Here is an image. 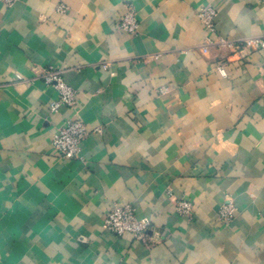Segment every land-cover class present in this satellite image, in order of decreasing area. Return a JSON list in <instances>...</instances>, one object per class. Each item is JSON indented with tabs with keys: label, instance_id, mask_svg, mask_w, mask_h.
I'll return each mask as SVG.
<instances>
[{
	"label": "crops",
	"instance_id": "1",
	"mask_svg": "<svg viewBox=\"0 0 264 264\" xmlns=\"http://www.w3.org/2000/svg\"><path fill=\"white\" fill-rule=\"evenodd\" d=\"M262 34L264 0H0V264H264V49L210 42ZM48 69L74 107L51 113ZM75 117L102 131L66 159L52 138ZM116 203L152 219L145 241L103 226Z\"/></svg>",
	"mask_w": 264,
	"mask_h": 264
},
{
	"label": "built area",
	"instance_id": "2",
	"mask_svg": "<svg viewBox=\"0 0 264 264\" xmlns=\"http://www.w3.org/2000/svg\"><path fill=\"white\" fill-rule=\"evenodd\" d=\"M7 5H13L16 0H1ZM60 11H65V7H59ZM197 16L210 35H217L216 18L218 9L213 4H205L197 9ZM120 27L130 33H135L139 28V22L136 18L135 8L132 4L127 5V11L120 23ZM218 39V40H217ZM216 40L211 36L210 42L226 44L231 54L239 55L240 58L246 57L251 51L264 49V34L252 36L239 42L229 41L222 37ZM207 43L203 51H208ZM107 68L108 64L105 63ZM218 71L226 76L228 74L225 64L218 66ZM44 81L48 85L55 87L59 93V98L50 103L51 113H56L61 107H74L76 105V91L64 81L61 72L54 69L44 70L41 73ZM102 127L97 126L89 129L86 123L80 118H69L61 125L52 138V147L59 155L66 159L80 157V151L84 139L92 132H101ZM176 211L193 219L194 205L186 199L178 200ZM219 214L221 220L228 224L235 217V205L232 200L225 201L220 207ZM152 225L150 217H138L136 208L130 203H116L109 211L103 221V226L116 235L130 234L139 241H145L148 229Z\"/></svg>",
	"mask_w": 264,
	"mask_h": 264
}]
</instances>
